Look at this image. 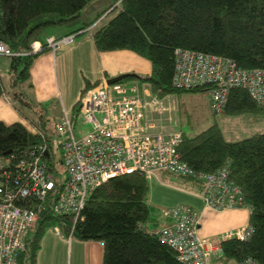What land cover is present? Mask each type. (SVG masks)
I'll list each match as a JSON object with an SVG mask.
<instances>
[{
	"label": "trees",
	"instance_id": "trees-1",
	"mask_svg": "<svg viewBox=\"0 0 264 264\" xmlns=\"http://www.w3.org/2000/svg\"><path fill=\"white\" fill-rule=\"evenodd\" d=\"M92 1L0 0V39L13 52H30L42 32L75 21ZM110 9L86 22L79 31L98 26ZM111 14L109 22L93 33L97 50H129L149 60L151 75L139 79L160 99L167 94L209 93L213 87H173L177 49L225 58L241 70L264 71V0H122ZM35 56L11 58L12 90L29 79ZM3 93L0 78V96ZM222 113L261 119L264 106L246 90L233 88ZM35 127L45 138L21 123L0 122V159L46 144L48 155L44 160L55 169L52 140L43 128ZM178 152L181 161L196 173L214 174L227 166L231 179L242 190L254 234L248 241H223L221 264H239L247 258L264 264V133L228 142L214 124L198 134L182 133ZM149 192L148 181L140 173L109 180L92 193L82 212L83 220L73 232L69 216L54 215L49 210L33 228L22 263L36 264L43 235L51 227H58L67 238L72 234L81 241L102 242L103 264H181L175 250L161 240L159 228L167 221L162 211L150 204ZM24 205L34 207L29 201Z\"/></svg>",
	"mask_w": 264,
	"mask_h": 264
},
{
	"label": "built area",
	"instance_id": "built-area-1",
	"mask_svg": "<svg viewBox=\"0 0 264 264\" xmlns=\"http://www.w3.org/2000/svg\"><path fill=\"white\" fill-rule=\"evenodd\" d=\"M85 31L49 37L45 46L34 42L27 53L11 51L0 39V56L37 54L44 47L57 50L72 45ZM172 85L180 90L212 85L209 94L214 113L223 111L233 88L246 90L264 106V71L241 70L231 60L215 55L177 49ZM170 96L167 94L166 100ZM76 105L75 113L64 112L54 128V133L62 138L59 148L64 181L44 160L48 153L46 144L21 155L1 158L0 264H23L27 241L44 210L45 216L49 210L54 215L69 216L73 232L83 220L82 212L92 193L121 175L140 173L146 179L159 173L178 176L198 186V196L209 210L247 208L242 190L231 179L227 166L214 174H204L196 173L181 161L178 147L182 131L165 129L159 99L138 81L126 79L110 85L104 79L85 89ZM78 122L91 124V131L81 135L76 130ZM34 131L45 138L40 129ZM27 201L34 207H26ZM163 216L169 223L161 230V240L175 250L181 264H214L215 255L222 251V241L200 236L199 213L176 206L164 210ZM253 234L254 228L246 225L227 233L223 240L248 241ZM239 264L257 262L247 258Z\"/></svg>",
	"mask_w": 264,
	"mask_h": 264
},
{
	"label": "crops",
	"instance_id": "crops-1",
	"mask_svg": "<svg viewBox=\"0 0 264 264\" xmlns=\"http://www.w3.org/2000/svg\"><path fill=\"white\" fill-rule=\"evenodd\" d=\"M120 2L119 0H93L91 3L92 7L94 5L93 11L86 12L83 25L77 20L71 23L69 28L50 27L42 32L38 41L35 42L45 46L47 38L77 32L84 28L86 22L94 20L104 10L111 8V11L109 10L102 17L98 26L97 23L90 29L85 28L87 31L78 35L72 45L57 50L44 47L41 52L35 54L29 71V79L16 88V91L11 89V58L0 56V78L4 88V93L0 96V122L5 125L21 123L30 130L32 128L33 131L36 129L35 126H38L49 134V125L55 127L64 112L75 113V106L86 88H92L104 79L109 80L126 73L137 74L139 77L127 80L138 81L141 86L148 89V93L151 92V95L155 96L151 86L139 79L151 75L153 66L149 60L129 50L102 52L95 46L93 33L110 16L112 8L119 6ZM97 3L100 6L96 5ZM14 93H18L19 98ZM208 95L210 100V94ZM31 96L34 97V102ZM172 97L174 95H171L169 100H166V97L157 98L161 110L164 111L163 116L167 115L168 122H172L166 125L165 129L179 130L181 123H179L178 115H182L181 107ZM31 102L36 104L35 110ZM170 176L173 175L162 174L158 177L157 174L153 179L160 183H165L164 178L170 180L167 185L175 186L174 190L179 192L180 195H178L183 202L199 213V234L202 238H213L223 242L225 241L223 237L227 233L249 225L250 212L248 209L224 212L209 210L205 208L198 196V186L192 180L183 179L182 182H172L169 179ZM150 199L149 192L151 204ZM166 221L167 224L159 229L168 225L169 221ZM147 227L152 231L150 226ZM219 253L221 254L218 255ZM103 256L104 244L102 242L69 239L62 233L49 229L41 239L36 264H103ZM214 258V264H221L222 251L218 252Z\"/></svg>",
	"mask_w": 264,
	"mask_h": 264
},
{
	"label": "rangeland",
	"instance_id": "rangeland-1",
	"mask_svg": "<svg viewBox=\"0 0 264 264\" xmlns=\"http://www.w3.org/2000/svg\"><path fill=\"white\" fill-rule=\"evenodd\" d=\"M121 0H119L120 2ZM95 2V1H94ZM104 2V1H103ZM92 3V2H91ZM91 3L84 8L83 14L75 19L80 21V24L83 25L84 16L87 15L86 12L93 11V7ZM102 3V2H101ZM98 5V3L96 4ZM91 6V7H90ZM100 6V5H98ZM91 13V12H90ZM89 13V14H90ZM113 14H110L108 18L104 21L103 24L109 22L110 18ZM103 17V16H102ZM102 17L100 18L99 22L101 21ZM71 22V23H73ZM71 23L64 25L60 28L71 27ZM173 99L177 100L178 105L181 107L182 115H178L179 123H181L180 131L182 133H193L198 134L214 124H217L225 138L228 142H235L241 141L246 138H249L255 134L264 133V118L255 119L253 117H246V116H230L221 113H214L210 107V100L208 93L205 92H194V93H182L180 95H174ZM32 101L34 102V97L31 96ZM32 108L36 109V104L34 105L31 102ZM54 108H52L53 110ZM51 111V110H50ZM222 114V115H221ZM80 121V120H79ZM163 123L168 125V116L165 115ZM76 130L81 131V135H85L91 131V124L82 125L80 122L77 124ZM54 125H49V136L52 140L53 145V157H54V164H55V174L60 176L61 181L65 179V169L61 164V151H60V144L62 142V138L54 133ZM54 174V175H55ZM162 174L159 173L158 177ZM161 179V178H160ZM171 181L182 182L183 179L178 176H170ZM165 183H160L156 181V179H149L148 184L150 187V200L151 204L156 207L157 210L163 211L166 209H170L176 206H184L186 208L193 209L190 205L183 202V200L179 197V192L174 190L175 186H169L170 180L164 178ZM168 181V182H167ZM186 188H188L186 186ZM179 194V195H178ZM203 203V201H202ZM204 204V203H203ZM169 223V222H168ZM52 231L56 233H62L58 227H51ZM69 239L75 237H68ZM70 247L68 249V252ZM219 253L218 255H220Z\"/></svg>",
	"mask_w": 264,
	"mask_h": 264
},
{
	"label": "water",
	"instance_id": "water-1",
	"mask_svg": "<svg viewBox=\"0 0 264 264\" xmlns=\"http://www.w3.org/2000/svg\"><path fill=\"white\" fill-rule=\"evenodd\" d=\"M137 77H139L137 74H134V73H126V74H121V75H119V76H116V77H114V78H110L109 80H108V84H115V83H118V82H121V81H123V80H126V79H128V78H137ZM47 155H48V153H47ZM45 214H46V211L44 210L42 213H41V217H44L45 216Z\"/></svg>",
	"mask_w": 264,
	"mask_h": 264
}]
</instances>
